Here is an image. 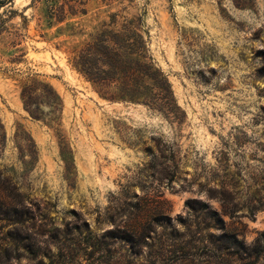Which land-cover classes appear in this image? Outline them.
Masks as SVG:
<instances>
[{"label":"rangeland","instance_id":"374dc122","mask_svg":"<svg viewBox=\"0 0 264 264\" xmlns=\"http://www.w3.org/2000/svg\"><path fill=\"white\" fill-rule=\"evenodd\" d=\"M82 2L61 22L11 6L24 55L0 52V255L14 230L41 252L10 264L62 260L59 244L71 264H264V0ZM112 15L139 23L174 117L104 100L69 66ZM31 74L60 96L56 123L23 110Z\"/></svg>","mask_w":264,"mask_h":264},{"label":"trees","instance_id":"16d2710c","mask_svg":"<svg viewBox=\"0 0 264 264\" xmlns=\"http://www.w3.org/2000/svg\"><path fill=\"white\" fill-rule=\"evenodd\" d=\"M40 1L46 2V17L56 22L63 21L67 15L86 11L82 0H62L61 3H57V0H30L29 6ZM12 3L13 0H0V52H9L8 61L15 63L24 55L21 47L24 34L12 22L17 13L11 8ZM114 16H111L109 23L102 24L87 39L72 47L67 58L69 66L104 100L142 104L174 117L179 108L169 82L148 55L139 23L125 17L118 23ZM19 99L23 110L32 119L43 120L48 114V124H52L60 116V96L50 83L40 79L37 74L26 76L21 81ZM0 188H7L1 179ZM16 211L10 207L1 214L15 224L19 216ZM9 241V247L0 255V264H10L13 259L23 255L34 258L41 252L39 245L30 241L29 235L22 237L13 230ZM56 250V255L62 260H50V264L73 263V249L70 246L59 244ZM64 257L68 258L65 260ZM38 263L42 264V261Z\"/></svg>","mask_w":264,"mask_h":264}]
</instances>
